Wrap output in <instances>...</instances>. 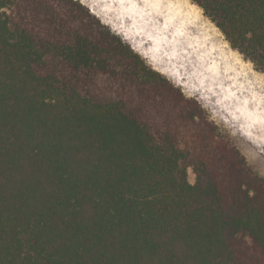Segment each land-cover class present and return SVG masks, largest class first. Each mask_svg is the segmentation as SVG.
I'll return each mask as SVG.
<instances>
[{
	"label": "trees",
	"instance_id": "16d2710c",
	"mask_svg": "<svg viewBox=\"0 0 264 264\" xmlns=\"http://www.w3.org/2000/svg\"><path fill=\"white\" fill-rule=\"evenodd\" d=\"M191 1L264 71V0ZM239 152L78 1L0 0V264H264Z\"/></svg>",
	"mask_w": 264,
	"mask_h": 264
},
{
	"label": "rangeland",
	"instance_id": "374dc122",
	"mask_svg": "<svg viewBox=\"0 0 264 264\" xmlns=\"http://www.w3.org/2000/svg\"><path fill=\"white\" fill-rule=\"evenodd\" d=\"M76 1L144 63L147 58L151 69L171 81L185 96L198 93L205 97L204 110L208 116L211 114L219 136L239 151L253 154L242 137L257 140L254 129L264 125V108L259 104L254 108L241 106L239 101L247 95L255 96L259 101L264 94V80H251L247 76L240 79L243 69H235L223 52L209 55L211 40L184 27L186 22L198 19L199 6L191 0ZM153 20L156 23H149ZM254 167L250 168L254 171ZM188 179L193 182L190 172Z\"/></svg>",
	"mask_w": 264,
	"mask_h": 264
},
{
	"label": "clouds",
	"instance_id": "9594fccd",
	"mask_svg": "<svg viewBox=\"0 0 264 264\" xmlns=\"http://www.w3.org/2000/svg\"><path fill=\"white\" fill-rule=\"evenodd\" d=\"M149 23H156V21L153 20ZM167 23V21L164 22L165 27H167ZM184 27L200 37H207L211 40V51L208 53L209 55L223 52L227 56L229 63L233 65L235 69H243L244 71L243 74L240 75V79L247 76L251 80H264V71L257 70L256 61L241 51L239 47L234 46L228 35L218 28L208 16L204 15V9H198V19L186 22ZM252 37V32L249 31L245 33L246 39L251 40ZM144 59L146 66L152 68L151 62L147 58ZM152 70L155 71L154 68ZM228 71L231 72L232 69L229 68ZM186 97L188 99L196 100L200 107L206 110V104L204 103L205 97L199 95L198 93H188L186 94ZM239 103L241 106L247 105L249 108H254L257 104H259L262 108H264V94L260 96L259 101H257L255 96L247 95L246 97L241 98ZM208 119L212 120L211 114L208 116ZM254 134L257 137L256 141H253L248 137H242V139L249 145L253 154L250 156L248 152L244 151H240L239 154L243 158L246 166L252 167L255 165L254 171L258 178H264V125L254 129ZM229 135L231 136L233 133L230 131Z\"/></svg>",
	"mask_w": 264,
	"mask_h": 264
}]
</instances>
